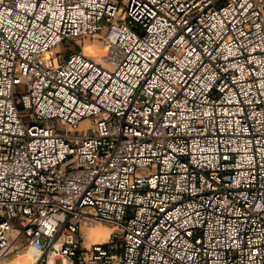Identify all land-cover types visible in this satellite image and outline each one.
<instances>
[{
	"label": "built area",
	"instance_id": "built-area-1",
	"mask_svg": "<svg viewBox=\"0 0 264 264\" xmlns=\"http://www.w3.org/2000/svg\"><path fill=\"white\" fill-rule=\"evenodd\" d=\"M22 239L34 264H264V0H0V263Z\"/></svg>",
	"mask_w": 264,
	"mask_h": 264
},
{
	"label": "rangeland",
	"instance_id": "rangeland-1",
	"mask_svg": "<svg viewBox=\"0 0 264 264\" xmlns=\"http://www.w3.org/2000/svg\"><path fill=\"white\" fill-rule=\"evenodd\" d=\"M98 46V47H97ZM85 54L95 57L96 60H99L103 52L101 51L99 47V43L96 41L95 45H91L90 42H85V48H84ZM92 127V124L90 122H84L80 129L83 130V132H79L76 135L79 137H85L87 135L92 136L93 132L89 129ZM89 128V129H88ZM156 170V167L153 166L152 169H144L139 171V174L147 176L151 172H154ZM20 227L18 225H14V231L12 234H10L9 238L13 239L17 235V233L20 231ZM92 233L94 236L95 242H104L108 239L109 234L111 233V229L108 226L101 225V224H94L92 228ZM25 240L22 239L20 241V244H18V251L12 253L8 258L6 262H1L0 264H34V257H31L29 254V250L26 248L24 244Z\"/></svg>",
	"mask_w": 264,
	"mask_h": 264
},
{
	"label": "bare ground",
	"instance_id": "bare-ground-1",
	"mask_svg": "<svg viewBox=\"0 0 264 264\" xmlns=\"http://www.w3.org/2000/svg\"><path fill=\"white\" fill-rule=\"evenodd\" d=\"M98 47V46H97ZM101 49V48H100ZM101 51H102V49H101ZM103 52V51H102ZM103 54H104V52H103ZM87 55V54H86ZM89 56V55H88ZM29 254H30V256L31 257H33V255H32V253L31 252H29Z\"/></svg>",
	"mask_w": 264,
	"mask_h": 264
}]
</instances>
